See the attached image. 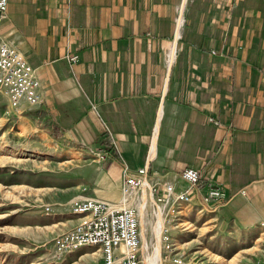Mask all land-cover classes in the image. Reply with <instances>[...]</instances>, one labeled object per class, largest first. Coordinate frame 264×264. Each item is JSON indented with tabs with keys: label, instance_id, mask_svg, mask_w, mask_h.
<instances>
[{
	"label": "crops",
	"instance_id": "1",
	"mask_svg": "<svg viewBox=\"0 0 264 264\" xmlns=\"http://www.w3.org/2000/svg\"><path fill=\"white\" fill-rule=\"evenodd\" d=\"M0 42L65 140L112 135L91 196L119 201L124 165L177 184L191 166L225 190L226 230L264 226V0H7Z\"/></svg>",
	"mask_w": 264,
	"mask_h": 264
},
{
	"label": "rangeland",
	"instance_id": "2",
	"mask_svg": "<svg viewBox=\"0 0 264 264\" xmlns=\"http://www.w3.org/2000/svg\"><path fill=\"white\" fill-rule=\"evenodd\" d=\"M40 103L41 98L34 105L22 102L12 106L0 92V264H100V252L94 246L58 255L54 239L77 221L68 213L69 205L93 197L91 182L106 169L110 154L106 147L116 148V143L111 134L101 148L65 140L51 119L43 116ZM207 121L221 125L212 116ZM139 168L145 170L140 176L141 185L146 179L150 181L155 200L147 198L145 224L136 204L141 185L131 193L137 197L135 201L129 197L123 201V195L117 202L105 201L135 209L143 264L146 255L154 254L153 264H264V226L239 234L226 230L215 210L223 202L214 201L207 207L201 199L191 204L172 203L175 191L185 187L179 177L183 169L177 174V184L165 173L153 174L146 167ZM139 168L130 171L124 165L122 186L128 177L138 176ZM196 170L203 192L206 184L213 183L221 187L227 199L220 184L204 180ZM166 185L175 191L167 193ZM156 203L162 207L164 221L159 253L155 252Z\"/></svg>",
	"mask_w": 264,
	"mask_h": 264
},
{
	"label": "built area",
	"instance_id": "3",
	"mask_svg": "<svg viewBox=\"0 0 264 264\" xmlns=\"http://www.w3.org/2000/svg\"><path fill=\"white\" fill-rule=\"evenodd\" d=\"M7 16V0H0V19ZM71 61L77 55L69 56ZM40 81L35 69L15 46L0 42V92L12 106L20 103L34 105L40 101ZM216 122V121H215ZM145 170L139 168L138 176L128 177L122 186V200L127 201L135 189L140 188L141 175ZM185 183L181 191H175V205L180 202L193 203L200 200L207 207L211 202H224V191L216 184L201 187L199 172L187 167L179 174ZM167 193H173L171 185H166ZM152 192V191H151ZM161 201V197L157 198ZM73 205V206H72ZM178 207V206H177ZM68 213L77 221L72 227L57 235L54 247L57 254H69L80 247H95L100 252V264H143L139 220L133 207L118 208L114 204L85 197L69 205Z\"/></svg>",
	"mask_w": 264,
	"mask_h": 264
},
{
	"label": "bare ground",
	"instance_id": "4",
	"mask_svg": "<svg viewBox=\"0 0 264 264\" xmlns=\"http://www.w3.org/2000/svg\"><path fill=\"white\" fill-rule=\"evenodd\" d=\"M150 181L148 179L144 180L143 184L141 185V195L139 196L136 204L137 207L139 208V214L141 216V220H142V224H145L143 221L145 220V215L147 213V207H146V203H147V198H150L151 201H154V197L152 196V193L150 191ZM132 195V194H131ZM129 195V199L131 198L133 201H135V199H137V197H135L134 195ZM156 207H157V221L156 224L154 226L156 233H157V242H156V251L157 253H159V249H160V241H159V237H160V232L162 231V229L164 228V221H163V215H162V207H160V205H158V203H156ZM116 207H122L125 206V203H116L115 204ZM184 213V212H183ZM145 226V225H144ZM144 246H146V242L144 243ZM155 256L156 254H154V256H145V264H153V262L155 261Z\"/></svg>",
	"mask_w": 264,
	"mask_h": 264
}]
</instances>
